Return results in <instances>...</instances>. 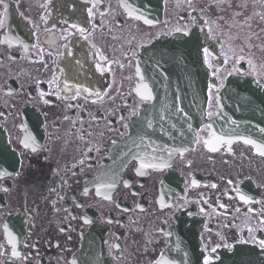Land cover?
Wrapping results in <instances>:
<instances>
[{"label":"flooded vegetation","instance_id":"1","mask_svg":"<svg viewBox=\"0 0 264 264\" xmlns=\"http://www.w3.org/2000/svg\"><path fill=\"white\" fill-rule=\"evenodd\" d=\"M4 2L0 139L12 164L0 168V264H73L95 226L110 264H217L250 249L264 264V156L254 145L210 151L207 123L167 167L141 169L128 147L147 103L137 58L160 37L206 29L217 79L209 119L228 75L264 87V0Z\"/></svg>","mask_w":264,"mask_h":264},{"label":"water","instance_id":"2","mask_svg":"<svg viewBox=\"0 0 264 264\" xmlns=\"http://www.w3.org/2000/svg\"><path fill=\"white\" fill-rule=\"evenodd\" d=\"M206 37L203 30H198L190 37L160 38L139 55L138 71L143 77L140 91L144 92L147 86L151 105L144 106L133 123L129 145H133L137 158L156 165L167 164L178 152L194 146L199 128L207 122L208 88L210 82L214 83L202 51ZM211 125L212 132L225 142L252 140L255 146H264L263 87L251 77L229 76L219 94L217 116ZM7 156L10 157V150L1 140L0 158ZM250 253L249 264H256L257 253ZM230 263L224 260L219 264ZM236 263L234 259L233 264ZM76 264L106 263L98 247L88 255L78 256Z\"/></svg>","mask_w":264,"mask_h":264},{"label":"snow or ice","instance_id":"3","mask_svg":"<svg viewBox=\"0 0 264 264\" xmlns=\"http://www.w3.org/2000/svg\"><path fill=\"white\" fill-rule=\"evenodd\" d=\"M0 5H3L4 9H5V14L7 13V4L4 2V0H0ZM0 26H2V21H0ZM73 28H76L77 25L73 24L72 25ZM79 31L82 33L84 31L83 28H80ZM203 53L205 55V57L207 58L209 55H211V53H209L208 49L205 48L203 49ZM141 79H143V77L141 76ZM145 87V91L141 93V96L143 99L145 100H148V99H151V92L150 90L147 89V86H144ZM212 138L209 139V140H205L204 143L205 145L209 148L210 151H217L218 150V145L222 142H225L223 141V138L222 137H218L216 136L215 132H212ZM245 143L247 144H254L255 142L252 141V140H245L244 141ZM226 143L228 144H231V141H226ZM25 147H28V144L25 143L24 145ZM256 147L258 148L259 150V154L261 156H264V146H261V145H256ZM33 151H35L36 149L33 148L32 149ZM168 165H156V164H152V163H145L143 161H141L140 163V168L141 169H145V168H161V167H167ZM140 175H144L143 171H141L139 173ZM108 199H110V197H106ZM241 199H244V197H241ZM86 223H89L90 221H85ZM251 231V229L249 230ZM260 244V247L261 248H264V240H261L259 242ZM213 252L216 251L215 248L212 249ZM14 255H18V253H13ZM157 264H171L170 261H167V260H161V261H158ZM204 264H213V261H212V258L211 257H206L205 260H204Z\"/></svg>","mask_w":264,"mask_h":264}]
</instances>
